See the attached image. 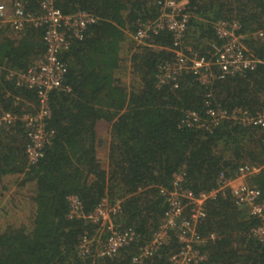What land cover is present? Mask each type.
Instances as JSON below:
<instances>
[{"label": "trees", "instance_id": "1", "mask_svg": "<svg viewBox=\"0 0 264 264\" xmlns=\"http://www.w3.org/2000/svg\"><path fill=\"white\" fill-rule=\"evenodd\" d=\"M19 1L26 12L40 11L39 0ZM160 1L56 0L62 13L83 10L97 21L59 54L69 89L48 93L46 128L52 134L39 159L28 161V139L18 119L0 127V264H140L133 257L168 206L160 189H171L177 173H183L184 187L199 194L217 186L220 172L232 179L239 166H256L246 183L264 201V127L231 117L210 128L182 121L186 111L208 119L206 100L229 113L237 107L264 111V0H187L185 53L212 58L213 45L221 43L213 24L228 20L239 24L246 48L259 60L253 69L214 77L207 85L185 71L160 81L159 65L174 56L168 30L135 39L139 25L157 17ZM43 33V27L0 25V113L19 117L38 110L36 91L8 75L25 71L44 54ZM70 194L86 213L103 198L119 200L113 221L132 227L138 239L113 256L83 254L79 243L84 233L95 234L97 224L68 217ZM204 208L196 226L206 253L201 264H264V241L251 234L258 220L234 202L229 189ZM178 247L173 237L145 263L169 264Z\"/></svg>", "mask_w": 264, "mask_h": 264}, {"label": "built area", "instance_id": "2", "mask_svg": "<svg viewBox=\"0 0 264 264\" xmlns=\"http://www.w3.org/2000/svg\"><path fill=\"white\" fill-rule=\"evenodd\" d=\"M55 3L56 0H39L38 13L26 12L19 0H13L10 9L6 4L0 3V25L8 24L15 30L27 26L44 28V54L25 71H11L8 75V78L15 79L17 86L36 91L38 110L34 113H22L19 117L9 112L0 113V127L11 125L16 119L22 123L28 139L25 153L30 163L39 159L52 134L46 128V121L50 117L49 91L62 87L69 89L63 85L67 67L59 58V54L68 49L71 37L81 39L86 28L97 21L95 15L83 10L64 14ZM159 3L157 17L140 24L135 39L141 41L150 33H158L163 29L172 34L174 56L159 65L161 82L175 80L185 71L193 73L201 84L207 85L214 77L223 79L253 69L258 64L259 60L246 48L245 34L239 31L240 26L235 21L222 20L213 24L221 43L213 45L212 58L207 59L196 52L185 53L182 44L190 18L189 12L186 11L187 0H163ZM259 34L262 35V32ZM214 68H217V73ZM205 105L208 106V119L201 118L195 111H186L182 121L188 125L210 128L231 117L245 124L253 123L264 127V111L251 114L237 107L229 113L222 108L210 107L209 100L205 101ZM257 170L256 166L241 165L232 179L226 178L225 174L220 172L217 186L199 194H194L183 186V173L175 174L172 188L160 189L168 203L163 221L142 247L140 254L133 257V261L144 264V259L152 257L161 247L170 245L175 237L179 247L169 256V264H201L206 259V253L201 248L204 241L198 237L196 226L206 216L205 202L215 198L225 189L231 191L237 205H246L250 215L258 220L251 229V234L264 241V201L260 200L259 190L246 183V178ZM67 201L69 218H82L97 224L95 234L88 236L84 233L79 243L80 252L83 254L94 250L98 256H113L120 248L138 239V234L132 227L120 228L113 221V216L120 210L119 200L110 202L103 198L89 213L82 210V204L76 195H68Z\"/></svg>", "mask_w": 264, "mask_h": 264}, {"label": "crops", "instance_id": "3", "mask_svg": "<svg viewBox=\"0 0 264 264\" xmlns=\"http://www.w3.org/2000/svg\"><path fill=\"white\" fill-rule=\"evenodd\" d=\"M13 0H0V3H4L6 4V6L8 7V9H10L11 4H12Z\"/></svg>", "mask_w": 264, "mask_h": 264}, {"label": "rangeland", "instance_id": "4", "mask_svg": "<svg viewBox=\"0 0 264 264\" xmlns=\"http://www.w3.org/2000/svg\"><path fill=\"white\" fill-rule=\"evenodd\" d=\"M99 128H100V131H102V134H104L105 133V129H106L105 123H100L99 124Z\"/></svg>", "mask_w": 264, "mask_h": 264}]
</instances>
